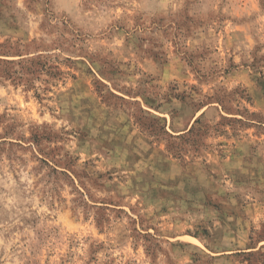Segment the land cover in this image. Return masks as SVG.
Wrapping results in <instances>:
<instances>
[{"label": "rangeland", "instance_id": "374dc122", "mask_svg": "<svg viewBox=\"0 0 264 264\" xmlns=\"http://www.w3.org/2000/svg\"><path fill=\"white\" fill-rule=\"evenodd\" d=\"M0 264H264V0H0Z\"/></svg>", "mask_w": 264, "mask_h": 264}]
</instances>
